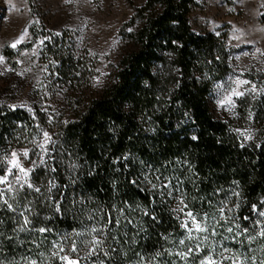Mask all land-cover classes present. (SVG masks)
Instances as JSON below:
<instances>
[{
  "label": "trees",
  "instance_id": "16d2710c",
  "mask_svg": "<svg viewBox=\"0 0 264 264\" xmlns=\"http://www.w3.org/2000/svg\"><path fill=\"white\" fill-rule=\"evenodd\" d=\"M193 5L146 0L114 81L97 97L68 96L73 116L36 164L33 187L7 193L11 209L0 201V264H67L68 255L78 264H183L176 204L197 216L225 207L241 230L264 221V95L239 101L238 125L213 116L231 51L226 35L193 31ZM68 45L53 37L43 56L76 94L89 66ZM45 125L40 113L0 105V176L11 151L35 145ZM74 243L76 252L88 245L84 256Z\"/></svg>",
  "mask_w": 264,
  "mask_h": 264
},
{
  "label": "rangeland",
  "instance_id": "374dc122",
  "mask_svg": "<svg viewBox=\"0 0 264 264\" xmlns=\"http://www.w3.org/2000/svg\"><path fill=\"white\" fill-rule=\"evenodd\" d=\"M145 1L0 0V57L3 58L0 62V105L40 113L46 120L35 145L15 147L11 151L7 158L8 168L11 166L8 161L16 152L22 166L32 169L28 177L31 183L36 164L44 159V153L38 147L43 133L47 132L52 142L58 126L73 116L68 96L97 97L114 81L121 58L135 49L131 35L138 24L133 21L137 9ZM263 17L264 0H194L189 15L193 31L226 35L231 51V73L214 85L210 97L211 112L219 121L234 120L238 125L237 120L241 118L239 101L264 95ZM21 36L23 40L13 48L11 45ZM53 37L64 38L89 66V74L80 82L81 90L76 94L66 91L67 87H62L51 76L43 51ZM245 81L247 83H243ZM233 89L243 95H232ZM229 96L231 104L224 102ZM24 151L29 153L27 158L23 156ZM17 174L18 170L13 169L9 181ZM25 187L27 185L20 188L19 184H14L12 192ZM176 210L185 236L179 248L183 264H201L209 257L217 264H232L224 257L236 256L242 264L264 262V236L259 235L264 230V221L257 222L255 229L241 230L235 216L225 207L223 215L197 216L192 212L207 230H193L189 235L184 227L187 221L188 228H192L186 215L189 210L180 204H176ZM81 247L83 249L75 252L84 256L89 248L88 245ZM182 253L186 255L181 256Z\"/></svg>",
  "mask_w": 264,
  "mask_h": 264
},
{
  "label": "snow or ice",
  "instance_id": "6c2138e0",
  "mask_svg": "<svg viewBox=\"0 0 264 264\" xmlns=\"http://www.w3.org/2000/svg\"><path fill=\"white\" fill-rule=\"evenodd\" d=\"M27 33L25 32V35ZM23 36L20 37L19 40L16 41V43L12 44L11 46L13 48L16 47V45L18 43H20L22 40H23ZM3 61V58L0 57V62ZM240 83V82H238ZM243 83H247L246 81L243 82ZM232 95H235V96H241L243 95V93L241 92H238L236 91L235 89H233V92H232ZM226 103H229L231 104L232 101H231V96H229L227 98L226 101H224ZM51 142V137L49 136V134L47 132H44L43 133V140L38 144V147L41 149V152L46 154L47 152V148L46 146ZM29 155L28 151H24L23 152V156L25 158H27ZM43 162V160L41 161ZM8 163L11 165L8 169H7V174L4 175V176H0V185H5L4 188H0V201H3L4 204H7L8 207L11 209L12 208V205L10 203H8V199H6V194L7 193H11L13 191V185L14 184H19L20 188H23L25 185H27L28 188H32L33 185L29 182V175H30V172L32 171V169H25L19 158H18V154L16 152H13L12 153V157L11 159L8 161ZM13 169H17L18 170V174L15 175L14 177V180L13 181H9V176L12 175L13 173ZM54 186V185H53ZM36 191H39V189H35ZM181 203H183V201H181ZM186 207V206H185ZM181 211H183V209H181ZM223 208L220 209V212H221V215H223ZM187 217L189 218V220H191V223H192V228H188V222L185 221V224H184V227L188 229L189 231V235H191L192 231L193 230H196V231H206L207 229L205 227H202L201 226V223L197 222V219L196 217L193 215L192 212H188L187 214ZM260 215L264 216V212H261ZM25 225L29 222L27 217H25ZM41 232H44L46 231V229H43L41 228L40 229ZM93 232L97 231V229L93 228L92 229ZM229 232L232 231V229H228ZM259 235L261 236H264V230H262ZM92 245H93V248L90 250L89 252V255H92L94 252H95V249L96 247L99 246L100 244V241L97 240V239H93V241L91 242ZM181 243H183V241H181ZM59 247V251L62 252L63 251V247H60V246H57ZM72 251H76V247H75V243L73 244V248H72ZM189 251H191V249H189ZM225 251H228L227 249H225ZM59 253L58 252H54L53 255H58ZM181 256H185L186 253H182L180 254ZM62 260L64 261H67V264H78V261H75V260H69L67 256H63V257H60ZM224 259H230L232 261V264H242V262L240 261V258L239 256H236L235 258H232V257H224ZM31 264H35V261L31 262ZM201 264H217L216 261L212 260L210 257L209 258H206L205 261H202ZM222 264V262H221ZM262 264H264V262H262Z\"/></svg>",
  "mask_w": 264,
  "mask_h": 264
}]
</instances>
